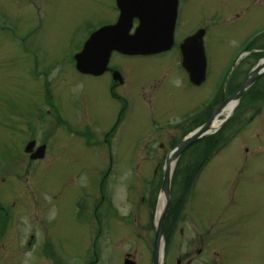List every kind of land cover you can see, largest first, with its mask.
<instances>
[{
	"label": "flooded vegetation",
	"instance_id": "flooded-vegetation-1",
	"mask_svg": "<svg viewBox=\"0 0 264 264\" xmlns=\"http://www.w3.org/2000/svg\"><path fill=\"white\" fill-rule=\"evenodd\" d=\"M90 1L92 20H88V7L80 8L78 0H68L67 22L50 25H44L38 15L40 0H4L5 4H0V12L17 11L29 20L18 28L21 35L15 41L28 44L23 45L25 51L31 52L26 77L37 92V113L24 115L27 129L44 128L46 122L52 121V127L59 126L68 137L79 136L83 144H90L100 168L105 166L106 157L105 173H109L119 167V147L123 146L120 141L131 138L121 131L126 130V120L137 119L139 104H144L151 114L155 104L164 102L166 96L172 97L178 109L149 117L133 138L144 141L143 146L158 142L156 148L145 149L148 157H159L163 141L168 142L160 155L161 165L156 163L151 168L155 172L158 167L163 171L165 156L178 141L196 134L194 142L180 153L194 146L187 179L180 183L178 195L169 197L163 216L158 264H264L263 234L253 219L261 218L262 211L247 200L252 185L264 180V65H260L264 61V38H233L227 27L246 24V14L250 12L251 22L262 18L264 0H216L217 5L208 6L205 0H175L172 40L167 49L148 54L111 50L104 69L94 72L76 69L74 54L95 30L117 21L119 7L117 0ZM72 7L74 11H70ZM3 19L0 29L11 32L14 26L6 16ZM137 24L138 19L132 17L128 33ZM222 25L226 27L215 29ZM183 26L186 30L176 35ZM44 29L59 34L42 36ZM200 30L203 54L183 53L179 44ZM51 39L77 46L69 51L70 60L64 67L59 66L57 57H40L37 48H29V44L40 45ZM186 57L195 61L186 62ZM188 66L193 67V79ZM116 108L113 119L103 124L99 113ZM53 132L52 139L59 140L60 135ZM36 136L33 132L27 134L23 151L25 144L33 141L30 151L24 152L28 156L43 145V156L28 157L30 164L41 160L48 148L46 141L38 142ZM123 151L130 159L137 155V149L131 147ZM248 181L251 183L247 188ZM112 182L108 177L104 183L99 180V197L85 203V211H92L89 258L85 264H105L110 259L108 250L114 251L118 264H153L152 218L146 224V237L133 234L131 244L119 251L117 243L122 237L116 224L131 220L136 201L124 198L130 207L119 214L110 196ZM4 205L0 202V236L11 218L10 207ZM257 207H262L261 203ZM248 229L255 231L250 248ZM136 240L144 252L138 250Z\"/></svg>",
	"mask_w": 264,
	"mask_h": 264
},
{
	"label": "rangeland",
	"instance_id": "rangeland-1",
	"mask_svg": "<svg viewBox=\"0 0 264 264\" xmlns=\"http://www.w3.org/2000/svg\"><path fill=\"white\" fill-rule=\"evenodd\" d=\"M78 1L80 8L88 7V20H92V2ZM58 2L40 0L38 15L44 25L67 22L68 0L62 3L58 0ZM0 4H5L4 0H0ZM210 4L217 5L218 2L205 0L206 6ZM74 10L73 7L70 9V11ZM262 14V18L251 22L253 13L250 12L246 14L245 19L248 21L246 24L240 23L238 26L228 24L229 36L234 38L260 35L264 38V24L257 28L260 23H264V10ZM5 16L14 29L11 32L0 29V202L10 207L8 208L11 218L4 235L0 236V264H85L89 258V227L92 222L90 220L92 211L90 209L85 211V203L89 198V201H93L99 197L97 182L101 180L104 183L107 177L113 181L110 196L114 198L119 214L123 215L130 207L129 204H125L124 198L136 201L133 207L135 209L130 211L131 220L116 224V229L121 231L122 238H119L117 245L122 252L123 248L135 239L133 234L141 235L143 239L146 237V229H148L146 224L151 218L155 223L161 196H159V184L162 171L160 167L155 172L151 168L156 163L161 165L160 155L168 147V142L163 141L164 145L158 153L159 157H148L145 149L148 146L156 148L158 142L151 141L148 146H143L144 141L136 142L133 138L146 125L149 117L155 118L177 110L175 100L169 96L164 97V102L152 107L151 114L147 113L144 104H139V109L136 111L137 119L126 120L127 131L124 128L121 131L123 136L131 138L120 141L123 142V146L119 147L120 154L117 158L119 167L105 173L107 158H104L105 166L100 168L97 156L91 152L92 147L90 144H83L79 136L68 137L59 126L52 127V121L46 122L44 128L36 127L32 131L27 129L28 126L24 124L25 116L37 113V92L26 77V69L31 63L29 60L31 52L25 51L23 45L28 44L24 41H19L17 44L15 41L21 35L18 28L26 25L29 20L23 18V13L11 10L7 13L0 12V25ZM222 27L226 26L222 25L215 29L219 31L223 29ZM238 28L240 30H236ZM183 30H186L185 26L176 30V35ZM40 34L52 38V35H57L59 32L44 29ZM44 41L40 45L29 44V48H37L40 57L42 55L57 57L59 66L62 67L70 60L69 51L77 47L57 43L52 39ZM213 44L216 45L215 41ZM116 111L117 108L115 111L100 112V119L104 120L103 124L113 119ZM52 130H54L53 134L57 133L61 136L59 140L52 139ZM31 132L37 134L36 141L45 140L48 148L41 160L30 164L29 155L27 156L23 151V145L27 134ZM130 147L137 149V155L133 159L123 151ZM193 149L194 146L174 162L171 174L176 171L170 181L169 197L177 196L180 183L187 179L185 174L189 172L188 160H191L189 156ZM250 183L247 182V188ZM252 188L248 191L247 200L253 203L256 209L262 211L261 218L253 219L264 239V180L253 184ZM259 203L262 207L258 208ZM248 233V248H250L252 246L250 238L255 231L248 229ZM112 237L118 240L117 235ZM135 243L139 244L137 240ZM138 246L140 247L138 250L144 252L142 246L140 244ZM108 255L110 259L105 264H118L114 260L113 250H108ZM145 255L146 253L143 254L144 259Z\"/></svg>",
	"mask_w": 264,
	"mask_h": 264
},
{
	"label": "water",
	"instance_id": "water-1",
	"mask_svg": "<svg viewBox=\"0 0 264 264\" xmlns=\"http://www.w3.org/2000/svg\"><path fill=\"white\" fill-rule=\"evenodd\" d=\"M119 16L112 25L95 30L89 39L82 45L79 52L74 54L75 67L79 71H102L107 56L111 50L126 54H148L167 49L171 44L172 30L175 17V0H117ZM132 17L138 19V24L132 33H128L129 21ZM202 30L187 36L179 44L183 53L203 54ZM203 58V57H202ZM186 62H194L191 57ZM264 65V61L260 63ZM191 66H188L190 79H193ZM196 134H192L178 141L166 154L162 178L159 185V196L162 205L154 223L153 264H158L161 254L160 240L162 220L169 202V185L171 176V163H174L180 153L194 142ZM33 141L24 146L29 152ZM44 146L39 145L29 154L35 159L43 156ZM129 264V263H126Z\"/></svg>",
	"mask_w": 264,
	"mask_h": 264
},
{
	"label": "bare ground",
	"instance_id": "bare-ground-1",
	"mask_svg": "<svg viewBox=\"0 0 264 264\" xmlns=\"http://www.w3.org/2000/svg\"><path fill=\"white\" fill-rule=\"evenodd\" d=\"M230 109V107H228ZM217 126V125H216ZM174 163H171L170 166H173ZM162 197L160 196L159 198V203H158V206H157V213L160 211V208H161V205H162ZM161 260V259H160Z\"/></svg>",
	"mask_w": 264,
	"mask_h": 264
},
{
	"label": "trees",
	"instance_id": "trees-1",
	"mask_svg": "<svg viewBox=\"0 0 264 264\" xmlns=\"http://www.w3.org/2000/svg\"><path fill=\"white\" fill-rule=\"evenodd\" d=\"M183 170H184V169H183ZM175 171H176V170H175ZM175 171H173L172 174H173ZM186 174H187V173H186ZM186 174H185V175H186ZM171 179H172V176H171Z\"/></svg>",
	"mask_w": 264,
	"mask_h": 264
}]
</instances>
